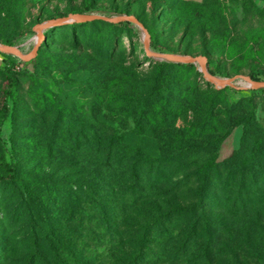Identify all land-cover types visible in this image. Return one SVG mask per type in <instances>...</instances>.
Returning a JSON list of instances; mask_svg holds the SVG:
<instances>
[{"label": "trees", "instance_id": "obj_1", "mask_svg": "<svg viewBox=\"0 0 264 264\" xmlns=\"http://www.w3.org/2000/svg\"><path fill=\"white\" fill-rule=\"evenodd\" d=\"M85 1L89 3V0ZM212 4L215 7L212 16L225 22L219 1L204 0L199 3L202 7ZM243 7L238 5V9ZM252 8L264 14V5L252 1ZM87 26L90 30L88 40L95 38L96 46L109 52L113 51L111 45L117 29L129 30L131 22H72L69 31L75 36L76 29L82 28L81 33L84 34ZM147 31L153 46H156L154 31L148 28ZM0 41L5 45L14 44L8 37ZM223 50L225 46L219 49L220 52ZM108 54L112 62L114 54ZM5 57L4 66L0 68V114L3 116L11 112L7 100H15L19 87L15 58L10 54H5ZM38 59L37 52L33 61ZM63 66L57 60L49 65V69L60 70ZM192 67L191 64L155 61L148 77L142 79L129 70L109 76V82L118 80L119 83L111 91L110 102L118 104L110 107L113 122L132 120L138 133L144 130L161 132L157 137L163 143L148 159L131 157L125 150L123 135L115 128L85 123L79 125L71 115L62 118L54 108L45 111L54 117L53 125L59 124L57 131L62 136H70L72 145L82 158L83 168H90V178L85 182L80 176L77 182L63 184V190L53 191L43 187L41 191L45 192V202H42L34 197L29 181L17 174L15 161L8 165L9 169L0 173L2 189L9 190L6 196L0 191V208L5 206L0 209V220L3 222L0 229L11 227L8 224L12 222L13 214L23 215L28 221L20 239H15L17 233L7 234L6 246H0L3 253L0 264L8 261L10 251L19 244L29 246L22 264H58V259L62 264H72L64 261V248L76 256L86 248L84 242L87 239L94 240L96 248L103 244L110 252L119 248L134 253L126 264H150L151 257L158 251L171 246L169 250H174L173 254L185 255L197 240L204 237L207 243L203 257L208 259L211 233L205 217L208 211L206 205L212 204L211 208L216 207L233 215L257 204L264 206V112L258 109L259 100L264 98V88L236 89L226 86L215 89L209 86L210 96L204 103L198 104L192 100L195 90L181 85L179 79L180 73ZM207 67L211 74L215 73L216 66L210 59L207 60ZM249 76L260 81L254 71ZM100 77L107 78L105 74ZM241 93H249V96L237 95ZM35 97L43 104L51 102L45 92L36 93ZM179 117L183 118L181 124H177ZM236 126L242 127L238 148L227 158L218 160L221 141ZM156 186L159 200L185 194L187 201L168 214H162L161 207L142 206L137 209L138 216L132 223L123 222L127 215L125 207L137 201V190L142 192L144 188L153 189ZM48 199L49 203L46 202ZM218 225L222 226L221 223ZM105 239L108 242L101 243Z\"/></svg>", "mask_w": 264, "mask_h": 264}, {"label": "rangeland", "instance_id": "obj_2", "mask_svg": "<svg viewBox=\"0 0 264 264\" xmlns=\"http://www.w3.org/2000/svg\"><path fill=\"white\" fill-rule=\"evenodd\" d=\"M203 1L89 0L88 3L85 0H0V39H12L13 45L19 46L27 54L34 45L33 38L37 36L34 31L36 24L76 13L109 17L127 14L136 17L146 29L154 31L156 46H153L151 39L149 42L153 51L200 55L206 62L210 59L215 64V76L228 78L239 74L249 75L254 71L264 81V14L252 8V1L263 6L264 0H214L219 1L225 22L212 16L214 3L210 7H202L199 3ZM239 4L244 7L238 9ZM73 20L69 18L63 26L44 31L46 39L38 49V61L34 62L33 58L26 62L12 55L15 58V71L19 73L18 92L15 100H7L11 112L7 116L0 114V173L9 169L8 165L15 161L17 174L29 181L34 197L42 202H45V192L41 191L43 187L53 191L63 190V184L77 182L80 176L85 182L88 181L91 172L89 167L83 168L82 158L72 145L70 136H62L57 131L59 124L53 125L54 117L45 113L48 108L58 110L62 118L71 115L79 125L85 123L115 128L123 135L125 150L131 157L148 159L163 143L157 137L161 132L149 133L144 130L138 133L132 120L113 122L110 112V107L118 105L110 102L111 91L119 84L118 80L108 81L112 73L129 70L142 79L148 77L155 61L162 62L145 53L142 29L134 23H131L129 30L118 28L111 45L113 51L108 52L96 46L95 38L88 40L89 26L84 34L81 28L76 29V35L72 36L69 29L70 24L75 22ZM226 30L227 34H224ZM223 46L225 50L220 52ZM214 50L215 53L206 54ZM110 52L114 54L112 62L108 59ZM5 54L0 52V68L4 66ZM57 60L63 63V68L49 69V65ZM191 65L192 68L179 74L181 85L195 90L192 100L198 104L204 103L210 96L207 88H219L204 77L199 71V64ZM101 74L107 78H101ZM243 86V82L236 80L235 87H228L245 89L241 88ZM43 92L49 95L51 102L49 100L43 104L37 100L35 94ZM237 95L249 96V93ZM259 101L258 109L264 112V98ZM1 104L0 96V108ZM182 120L179 117L177 124H181ZM241 134L242 127L236 126L221 141L217 151L218 160L227 158L238 148ZM0 191L4 196L9 192L2 189V185ZM158 192L157 186L144 188L142 192L137 190V201L127 204V215L122 221L132 223L138 216L137 209L142 206L161 207L162 214H168L187 201L185 194L159 200ZM46 202L49 203V199ZM206 206L208 211L205 217L211 233L209 258L203 257L207 243L203 237L185 255L173 254L175 251H170L171 246L170 250L158 251L151 257L150 264H264V206L254 205L238 215L211 208L212 204ZM4 207L1 205L0 209ZM27 221L23 215L13 214V220L8 224L11 227L0 229V246H6L4 241L7 234L17 233L15 239H20ZM0 223H3L2 220ZM71 227L74 228V225ZM107 242L108 239H105L101 243ZM84 243L86 248L76 256L64 248V261L72 264H126L134 255L127 249L117 248L116 252H110L103 244L96 248L93 246L94 240L90 239ZM28 247L19 244L10 251L5 264H22ZM0 257H3L1 252ZM57 262L62 264L60 259Z\"/></svg>", "mask_w": 264, "mask_h": 264}, {"label": "water", "instance_id": "obj_3", "mask_svg": "<svg viewBox=\"0 0 264 264\" xmlns=\"http://www.w3.org/2000/svg\"><path fill=\"white\" fill-rule=\"evenodd\" d=\"M69 18H73L75 22L80 21H91V20H103L108 22H119V21H129L138 25L143 31V47L145 53L148 56L153 58L159 59L165 62H172V63H182V64H199V71L204 75V77L213 83L217 88H223L226 86L235 87L236 80H240L244 82V86L241 88L245 89H259L264 88V81H256L253 80L249 75H234L228 78H221L211 74L207 68V62L203 56H186V55H179V54H172V53H161L156 52L150 49V36L147 29L143 26V24L133 15H118L109 17L106 15L101 14H87V13H76L73 15H68L67 17L57 18L53 20H49L43 23L36 24L34 26V31L37 33V40L34 43L31 51L27 54L23 53L19 46L16 45H5L0 43V52H4L10 55L18 56L22 60L29 62L37 55L38 49L43 40L46 39L44 31L48 28L55 27L58 25L64 24ZM70 22V21H68Z\"/></svg>", "mask_w": 264, "mask_h": 264}, {"label": "bare ground", "instance_id": "obj_4", "mask_svg": "<svg viewBox=\"0 0 264 264\" xmlns=\"http://www.w3.org/2000/svg\"><path fill=\"white\" fill-rule=\"evenodd\" d=\"M36 40H37V36H35V37L33 38V42L35 43ZM241 82H243V81H241ZM243 83H244V82H243Z\"/></svg>", "mask_w": 264, "mask_h": 264}]
</instances>
